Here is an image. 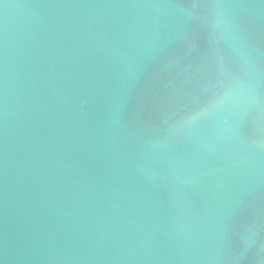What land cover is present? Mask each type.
Wrapping results in <instances>:
<instances>
[{
	"label": "water",
	"instance_id": "water-1",
	"mask_svg": "<svg viewBox=\"0 0 264 264\" xmlns=\"http://www.w3.org/2000/svg\"><path fill=\"white\" fill-rule=\"evenodd\" d=\"M0 264H264V0H0Z\"/></svg>",
	"mask_w": 264,
	"mask_h": 264
}]
</instances>
